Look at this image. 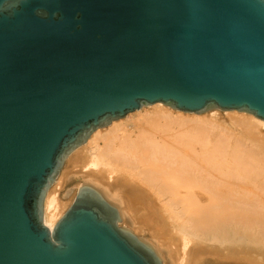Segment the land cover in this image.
I'll use <instances>...</instances> for the list:
<instances>
[{"label":"water","instance_id":"water-1","mask_svg":"<svg viewBox=\"0 0 264 264\" xmlns=\"http://www.w3.org/2000/svg\"><path fill=\"white\" fill-rule=\"evenodd\" d=\"M156 102L264 121V0H0V264H163L90 184L44 223L67 157Z\"/></svg>","mask_w":264,"mask_h":264},{"label":"bare ground","instance_id":"bare-ground-1","mask_svg":"<svg viewBox=\"0 0 264 264\" xmlns=\"http://www.w3.org/2000/svg\"><path fill=\"white\" fill-rule=\"evenodd\" d=\"M216 110L156 102L96 129L47 191L45 225L73 201L65 184L76 179L98 188L163 264H264V121Z\"/></svg>","mask_w":264,"mask_h":264},{"label":"rangeland","instance_id":"rangeland-1","mask_svg":"<svg viewBox=\"0 0 264 264\" xmlns=\"http://www.w3.org/2000/svg\"><path fill=\"white\" fill-rule=\"evenodd\" d=\"M221 116L222 115H225V111L227 112V110H216ZM231 111V110H230ZM207 111H205V112H203V113H206ZM132 113V112H131ZM188 113H190V112H188ZM203 113H201V114H203ZM130 114V113H129ZM200 115V114H199ZM124 118H126V116L124 117ZM123 118V119H124ZM122 118L121 119H119V120H123ZM66 165V164H65ZM76 179H71V180H69L68 182H67V184H65V189H67L68 187H70V186H74L75 188L77 187V185L78 184H80L81 182H79V181H75ZM76 190V189H75ZM75 190L74 191H72L70 194H69V196L67 197V199H64L65 201H68V198L69 197H71L72 199H73V196H74V193H75ZM63 192H64V190L62 191V193H61V195H63ZM60 195V196H61ZM71 202H72V200L71 201H69L68 202V205H67V207L65 208V211H66V209L69 207V205L71 204ZM64 211V212H65ZM122 224V223H121ZM137 234V233H136ZM138 235V234H137ZM146 235H148L147 233H146ZM140 236V235H139ZM167 260H169V258H167ZM204 261V260H203ZM202 261V262H203ZM207 261V262H206ZM232 264L233 262H227V261H214L213 259H210V258H208L207 260H205L203 263L204 264ZM213 262V263H212ZM233 264H238V263H233Z\"/></svg>","mask_w":264,"mask_h":264}]
</instances>
